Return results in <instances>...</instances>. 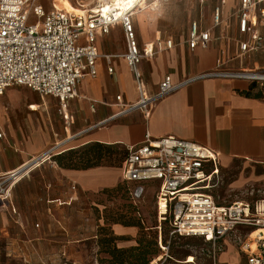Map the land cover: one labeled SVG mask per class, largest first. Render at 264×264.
<instances>
[{
  "label": "crops",
  "instance_id": "obj_1",
  "mask_svg": "<svg viewBox=\"0 0 264 264\" xmlns=\"http://www.w3.org/2000/svg\"><path fill=\"white\" fill-rule=\"evenodd\" d=\"M169 1H161L154 8L147 2L134 15L133 22L141 46L156 43L158 39L163 45L168 39L175 43L171 49L155 48V53L140 64L146 89L158 91L166 75H170L179 87L158 101L148 115L135 110L102 124L120 111L117 95L121 94L125 103L136 102L139 95L127 61L117 56L126 51L121 23L112 25L107 34L97 31L95 43L101 54L96 61L97 76L87 77L78 85L77 96L68 106L71 121H65L59 100L52 95L42 96L24 88L9 87L0 96V131L3 133L0 137V172L20 166L54 142L70 136L72 138L63 147L64 152L92 142L127 147L143 142L147 133L154 138L174 134L216 151L220 169L239 161L244 169L232 186L246 187L253 183L264 186L262 85L244 77L208 75L218 70L264 68V14L261 12L264 0L255 9L261 47L247 54L250 58L247 66H243L244 58L233 62L238 59L240 41L250 39L249 34L239 32L238 17L231 12L236 0H227L225 20L219 26L213 24V9L220 0H211L210 14L205 11L209 0L205 3L198 0L199 17H193L191 13L190 25L198 21L202 28L210 29L211 40L207 48L194 50L189 48L187 36L175 41L164 26H157L156 15L146 10L149 7L161 12ZM219 59L225 61L220 68L217 65ZM119 176L122 177V173L114 166L70 169L61 167L57 160L46 162L15 184L9 201L0 199V231L12 226L14 219H40L43 222L71 219L72 196L76 198L86 191L115 186ZM73 184L77 186L75 192ZM113 229L117 235L129 237V244L135 242L136 227L115 224ZM225 243L218 258L220 264H247L234 244L228 240Z\"/></svg>",
  "mask_w": 264,
  "mask_h": 264
},
{
  "label": "built area",
  "instance_id": "obj_2",
  "mask_svg": "<svg viewBox=\"0 0 264 264\" xmlns=\"http://www.w3.org/2000/svg\"><path fill=\"white\" fill-rule=\"evenodd\" d=\"M161 1L166 0L152 3L158 2L155 6L158 7ZM206 1L200 0L201 3ZM262 1L237 0L233 15L238 17L239 32L250 35L249 40L240 41L238 58L243 59L261 47L255 9ZM140 2L133 0L123 4V14L114 9L105 15L93 9L83 8L78 12L55 5L47 8L43 0H0V96L13 86H26L42 96L52 95L59 100L65 121H71L68 106L77 96L78 85L87 77L97 76L96 61L101 57L95 43L97 31L107 34L112 25L121 23L126 51L117 56L127 61L139 96L136 102L125 103L122 95H117L120 111L102 124L135 110L148 115L158 101L179 85L166 75L158 91L146 89L140 64L156 49H171L175 43L168 39L163 45L158 39L156 43L139 44L133 17L142 8ZM102 3L103 0H98L97 6ZM226 3L227 0H220L214 7V26L224 22ZM261 12L264 14V10ZM210 40V29L193 21L186 39L189 48H207ZM106 58L109 57L106 55ZM224 63L219 59L217 65L220 68ZM208 75L264 80V68L218 70ZM71 138L56 141L20 166L0 172V199L9 201L15 184L35 168L46 162L55 163L56 156L64 152L63 147ZM126 149L128 155L121 173L122 179L130 184L131 198L136 201L144 196L149 185H158L155 197L158 219L159 222L169 219L172 235L203 237L213 245L214 264H217V252L225 249L227 240L238 248L247 264H264V197L220 203L213 193L220 178L216 151L174 134L154 138L150 133L143 142ZM72 190L77 191L76 184L72 185ZM71 198L73 200L74 196ZM159 242L165 248L161 235Z\"/></svg>",
  "mask_w": 264,
  "mask_h": 264
},
{
  "label": "rangeland",
  "instance_id": "obj_3",
  "mask_svg": "<svg viewBox=\"0 0 264 264\" xmlns=\"http://www.w3.org/2000/svg\"><path fill=\"white\" fill-rule=\"evenodd\" d=\"M43 1L47 8L53 5L61 7L60 3L63 2L70 9L84 4L88 5L84 9L90 10L98 4V0ZM146 1L149 4L152 3V0ZM236 3L237 0L231 8L232 13L235 11ZM153 4H151L152 8L156 6ZM211 8L212 4L209 0L205 5V11L207 10L210 14ZM146 10L156 15L157 26H164L168 34L170 31L175 41L187 36L190 14L192 13L193 17H199L198 0L192 2L191 0H170L161 12L150 10L149 7ZM237 61H240V58H236L233 62ZM248 62L250 58H244L243 66H247ZM254 81L262 85L264 89V80ZM10 88H24L36 92L26 86ZM115 167L121 172L122 164ZM243 169L239 161H235L231 167H221L219 182L213 189L214 195L220 202L253 201L264 197L262 184L253 183L246 187L232 186L233 181L240 178ZM116 186L120 189L112 191L111 189ZM129 188L130 184L119 176L115 186L84 192L72 200L71 219H50L44 222L40 219L12 220V226L0 231V264H111L100 262L101 258L108 255L99 252L98 239L101 236L99 231L101 226H110L112 230L115 224L110 223L107 216L118 211L128 214V211H131L137 219H140L143 227L134 226L138 230L137 238L144 232L147 237L158 239L161 232L162 245L165 248H162L158 242L159 255H155L150 264H214L213 245L210 242L200 236L172 235L168 222H159L155 202L158 185H149L144 196L136 201L129 196ZM117 244L127 247L129 240L125 237L117 241ZM219 254L217 252V261Z\"/></svg>",
  "mask_w": 264,
  "mask_h": 264
},
{
  "label": "trees",
  "instance_id": "obj_4",
  "mask_svg": "<svg viewBox=\"0 0 264 264\" xmlns=\"http://www.w3.org/2000/svg\"><path fill=\"white\" fill-rule=\"evenodd\" d=\"M262 95V93H260ZM128 150L120 145H111L100 142H92L77 149H70L56 156V160L61 167L70 169H87L97 166H120L127 158ZM122 168V167H121ZM116 186L111 190H119ZM106 190V189H105ZM130 196V193H129ZM131 197V196H130ZM114 213L107 216V220L112 224L124 226H138L142 228L140 219H137L131 211ZM168 222L169 219H166ZM171 228V227H170ZM110 229V226H101L98 239L100 247L99 252H104L108 257L100 259L101 263L108 262L111 264H150L155 255H159L158 239L156 237H147L146 234L140 233L135 242L127 247L117 244V241L124 239L126 236H119ZM183 236V235H181ZM129 239V237H126ZM160 244V242H159Z\"/></svg>",
  "mask_w": 264,
  "mask_h": 264
},
{
  "label": "bare ground",
  "instance_id": "obj_5",
  "mask_svg": "<svg viewBox=\"0 0 264 264\" xmlns=\"http://www.w3.org/2000/svg\"><path fill=\"white\" fill-rule=\"evenodd\" d=\"M132 1L133 0H103V3L101 5H98L97 7H94L93 10H95V11H101L103 14L106 15L111 10L116 9L117 11H120V14H123V11H124L123 4H125L127 2L130 3ZM140 1H141L140 2L141 7L143 9L145 7L147 1L146 0H140ZM60 5H61V7L60 6H57V7H59V8H65V9H68V10H76L78 12H82V10H83L82 8L88 7V5L81 4L79 7L78 6H75L74 8L70 9L69 7L67 8V6L65 5V3L63 4V2L60 3ZM80 7H82V8H80ZM99 7H101V9H98Z\"/></svg>",
  "mask_w": 264,
  "mask_h": 264
}]
</instances>
